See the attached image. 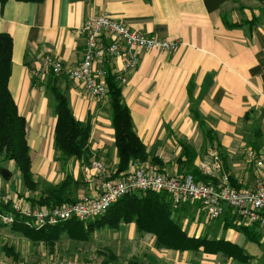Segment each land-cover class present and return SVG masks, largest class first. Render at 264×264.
Here are the masks:
<instances>
[{"label": "crops", "instance_id": "1", "mask_svg": "<svg viewBox=\"0 0 264 264\" xmlns=\"http://www.w3.org/2000/svg\"><path fill=\"white\" fill-rule=\"evenodd\" d=\"M103 14L146 36L179 44L172 53L142 51L138 69L123 87V101L147 151L163 162L164 170L172 168L173 173L180 172L176 165L180 142L193 145L196 150L206 143L204 131L195 119L197 112L206 130L214 135L213 144L220 152L224 173L229 175L232 186L237 190L253 188L256 167L249 160L248 151L264 154V2L261 0H46L41 4L10 0L3 8L0 5V33H8L13 39L9 90L20 115L27 121V142L35 178L55 182L64 175L54 150L56 118L52 100L41 78L34 83L33 72L41 71L46 55L60 59L67 68L77 67L85 42L80 29L88 19ZM60 87L75 118L91 127V154L113 176L119 160L107 99L97 100L80 84L65 79ZM5 163L8 166L0 176L3 187L12 196L15 195L13 175L18 172H12L13 162ZM140 164L145 168L153 165L150 160ZM68 165L70 168L71 162ZM76 165L77 179L80 167L79 163ZM85 171L86 175L89 171L87 168ZM258 173L264 178V166ZM196 210L199 211L197 205L185 204L175 207L174 214L189 236L202 237ZM219 219L224 221L223 230L227 234L224 240L242 248L246 260L239 254L228 258L201 251L158 249L155 237L140 234L134 224L127 227L132 229V226L140 234L142 255L133 256L131 261L121 260L124 264L134 261L138 264H264V231L238 225L227 206ZM239 227H254L258 243L239 231Z\"/></svg>", "mask_w": 264, "mask_h": 264}, {"label": "trees", "instance_id": "2", "mask_svg": "<svg viewBox=\"0 0 264 264\" xmlns=\"http://www.w3.org/2000/svg\"><path fill=\"white\" fill-rule=\"evenodd\" d=\"M10 0H0L3 8ZM21 3L41 4L46 0H15ZM264 2V0H261ZM13 39L8 33H0V157L2 162H13L21 177L25 191L35 193L39 189V182L35 181L32 173L31 149L27 142V121L21 116L18 107L9 90V81L12 75ZM109 117L114 130V145L118 157L116 173L112 179L120 178L134 162H151L162 165L163 162L155 155H151L135 132L129 108L123 101V87L119 86L113 68L107 62ZM64 75L49 72L42 80L46 94L53 104V113L56 118L54 128V147L58 161L77 160L83 166L89 167L93 155L90 152L91 127L89 124L78 121L72 111L65 91L60 87ZM34 83L37 77L33 78ZM195 119L204 131V140L207 145L214 146V135L206 130L203 120L197 112ZM181 153L177 159L183 174L192 175L197 181L210 183L208 177H203L195 166L198 152L191 145L180 142ZM73 177L68 176L58 186H49L38 198L27 200L34 206L56 207L72 203L75 198L71 194ZM235 186V185H234ZM237 190V189H236ZM9 212V206L0 205V212ZM175 206L165 194L147 193L133 195L116 203L105 216L91 222L71 220L55 227H32L25 219H17L12 225L3 224L0 227L9 228L12 232L22 234L37 244L42 243L54 250L57 241L67 235L72 241L87 242L95 233L104 230H118L123 225L134 224L140 234H150L156 239V246L161 249L179 252H203L208 255L222 254L228 258L237 254L246 260L245 251L238 245L224 239L213 240L208 237H191L182 229V225L175 217ZM233 227V224L231 225ZM251 241L258 243V234L254 227H239ZM3 251L13 260L19 257L12 247L4 245ZM118 258L110 253L102 264H112ZM116 264V263H113ZM138 264L136 261L134 263Z\"/></svg>", "mask_w": 264, "mask_h": 264}, {"label": "built area", "instance_id": "3", "mask_svg": "<svg viewBox=\"0 0 264 264\" xmlns=\"http://www.w3.org/2000/svg\"><path fill=\"white\" fill-rule=\"evenodd\" d=\"M85 39L82 60L77 67L67 68L60 59L46 55L41 71L33 76L44 79L52 72L64 75L72 83L83 86L87 93L104 100L108 96L107 71L105 64L113 68L119 86L124 87L128 78L138 69L142 51L172 53L178 49V42L158 37H149L128 25L103 14L88 19L80 29ZM248 158L256 167L254 186L247 190H236L228 174L224 173L223 161L216 147L208 149L198 158L197 169L203 177L210 178L206 184L197 181L190 174L167 175L151 168L142 167L140 162L131 164L129 171L120 178L112 179L105 165L93 158L87 168L85 193L72 203L56 207L37 206L0 190V205L9 206L10 211L0 212L3 224L12 225L25 219L32 227H55L71 220L89 222L100 219L119 201L136 194L157 193L167 195L175 207L197 205L208 222L221 218L225 207L234 213L238 225L254 226L264 231V178L258 171L264 166V154L248 151ZM0 264H9L0 257ZM43 264V263H34ZM44 264H102V262H62Z\"/></svg>", "mask_w": 264, "mask_h": 264}, {"label": "rangeland", "instance_id": "4", "mask_svg": "<svg viewBox=\"0 0 264 264\" xmlns=\"http://www.w3.org/2000/svg\"><path fill=\"white\" fill-rule=\"evenodd\" d=\"M191 146L196 149V147H194L193 145ZM210 148H212V146L207 145L206 143L205 144L203 143V146H200V149L197 150L198 156L195 161L196 168H197V163L199 159L202 158L206 154L208 149ZM54 150H55V147H54ZM93 158L97 159V157L94 155L92 159ZM177 159L178 158H176V165H178ZM149 160L151 162V159ZM2 161L3 159L2 157H0V172L1 173L4 172V169H6L8 166V163L2 162ZM99 161L102 162L101 160ZM70 162L72 165L70 168H68L69 167L68 164ZM57 163L59 166V170L64 176L59 180H55V182H47L46 180H42L40 178L36 179L34 176L35 181L39 182V189L35 193H30L28 191L27 192L25 191L24 186L21 182V177L19 173H17L15 166L12 165L13 166L12 172L17 173L16 176L13 175L12 184L15 185L13 189L15 195H12V196H15L16 198H20V199L38 198L43 193L44 190L49 188V186H58L62 184L68 176L73 177V183L71 184L72 187L70 189L72 197L76 198L81 193H85L86 189H88L89 187V185L86 183L87 173L85 175V172H86L85 170L88 167L83 166L82 162L77 161V160H70L67 162L58 161ZM76 163H79V167H80V172H79L77 179L74 177V169L78 167ZM161 166H164V164H162ZM161 166L157 164L155 165L153 164V165H149V168L157 170L160 173H164L167 175H172L175 173L183 174V171L181 170L180 166H178L180 168L179 169L180 172H174V173L171 170L172 168H168V170L166 171ZM3 175L5 177L7 176L6 173H4ZM2 179L3 177L0 176L1 192L3 194H10L11 192L5 190V187H3L4 185H2ZM136 195H143V194L140 193ZM195 214L196 215L198 214L199 222H197V224L198 226H201V231H203V234H202L203 237L206 236L209 239H213V240L224 239V237H227V234H225L223 230V223H224L223 219H218L210 223L206 220V218L203 215L199 214V211L196 210ZM91 221H94V220H91ZM129 228L130 227H127V225H123L118 230L104 229V230L97 232L95 235H93V237L87 242L72 241L70 237H68L67 235H63L60 238V240L57 241L54 250H51L49 246L46 244H42V243L37 244L35 242H32L31 240H29L28 237L22 234H17V233L12 232L9 228L0 227V257L3 258L5 261L8 260L9 264H34V263L44 264V263L52 262V261H62V262L73 261V262L78 263V262H85V261L98 262L101 260H105V258H107V256H109L110 253H113V254L118 255L117 257L118 264H124V260H121V258L130 259L131 261L132 259H134L133 256L141 257L142 255L141 250H143L141 241L138 238L140 234L137 233V231H135V229L132 226H131L132 229H129ZM155 242H156V239H155ZM5 244H7L9 247H12L14 249V252H16L18 256H20L19 261L18 260H15L14 262L10 261L12 257L7 256L5 252L3 251V247ZM158 249H161V248H158ZM162 250H165V249H162ZM101 257H104V259H101Z\"/></svg>", "mask_w": 264, "mask_h": 264}]
</instances>
